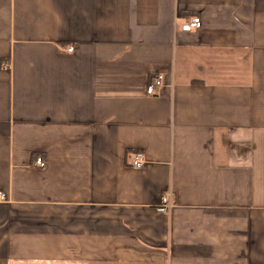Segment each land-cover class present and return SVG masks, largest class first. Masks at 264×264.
I'll use <instances>...</instances> for the list:
<instances>
[{
    "label": "crops",
    "instance_id": "crops-1",
    "mask_svg": "<svg viewBox=\"0 0 264 264\" xmlns=\"http://www.w3.org/2000/svg\"><path fill=\"white\" fill-rule=\"evenodd\" d=\"M0 191V264H264V0H0Z\"/></svg>",
    "mask_w": 264,
    "mask_h": 264
},
{
    "label": "built area",
    "instance_id": "built-area-1",
    "mask_svg": "<svg viewBox=\"0 0 264 264\" xmlns=\"http://www.w3.org/2000/svg\"><path fill=\"white\" fill-rule=\"evenodd\" d=\"M187 25L189 28L191 29H199L201 27V19L198 16H192L187 20ZM73 49L72 46L66 47V51L67 52H71ZM162 85V79L161 76L158 75L154 78H152L149 83L146 86V92L150 95H154L158 89L161 87ZM35 164L38 165L39 167H44L45 166V161L42 159V157L37 156L35 158ZM144 164V157L143 154L141 152H135L132 155L131 161H130V165L134 168H141L143 167ZM4 198V194L0 191V199ZM172 207V198H171V194L170 192H165L163 197H162V201H161V205L159 210L162 213H168L169 210Z\"/></svg>",
    "mask_w": 264,
    "mask_h": 264
}]
</instances>
